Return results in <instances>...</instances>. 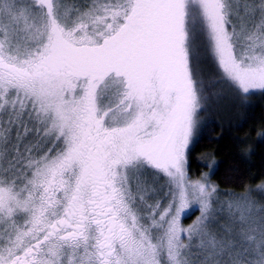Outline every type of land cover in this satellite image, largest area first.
Listing matches in <instances>:
<instances>
[{
    "label": "snow or ice",
    "instance_id": "6c2138e0",
    "mask_svg": "<svg viewBox=\"0 0 264 264\" xmlns=\"http://www.w3.org/2000/svg\"><path fill=\"white\" fill-rule=\"evenodd\" d=\"M257 95L264 0H0V264H264V180L192 172Z\"/></svg>",
    "mask_w": 264,
    "mask_h": 264
},
{
    "label": "trees",
    "instance_id": "16d2710c",
    "mask_svg": "<svg viewBox=\"0 0 264 264\" xmlns=\"http://www.w3.org/2000/svg\"><path fill=\"white\" fill-rule=\"evenodd\" d=\"M264 122V97L255 96L243 114L225 109L206 128L193 154L192 172L200 170L198 157L201 153L213 155L218 161L212 179L222 192H242L264 180V144L252 132ZM247 139L254 146L250 156L243 155L237 141ZM207 170V169H203ZM187 223L189 220L186 221Z\"/></svg>",
    "mask_w": 264,
    "mask_h": 264
},
{
    "label": "rangeland",
    "instance_id": "374dc122",
    "mask_svg": "<svg viewBox=\"0 0 264 264\" xmlns=\"http://www.w3.org/2000/svg\"><path fill=\"white\" fill-rule=\"evenodd\" d=\"M221 193H232V192H222V191H220ZM241 192H238V193H236V194H240ZM221 199L222 200H227L228 199V197L226 196V195H223L222 197H221ZM197 215L199 214V213H196ZM195 217L193 216L192 217V219H194ZM185 223L187 224V222L185 221ZM188 223H191V219H189V222Z\"/></svg>",
    "mask_w": 264,
    "mask_h": 264
}]
</instances>
